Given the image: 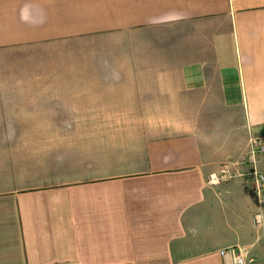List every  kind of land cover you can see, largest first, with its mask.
Segmentation results:
<instances>
[{"label": "crops", "instance_id": "obj_1", "mask_svg": "<svg viewBox=\"0 0 264 264\" xmlns=\"http://www.w3.org/2000/svg\"><path fill=\"white\" fill-rule=\"evenodd\" d=\"M264 0H0V264H264Z\"/></svg>", "mask_w": 264, "mask_h": 264}, {"label": "built area", "instance_id": "obj_2", "mask_svg": "<svg viewBox=\"0 0 264 264\" xmlns=\"http://www.w3.org/2000/svg\"><path fill=\"white\" fill-rule=\"evenodd\" d=\"M239 180L245 188H250L257 199V208L252 217L253 226H264V137H251L246 153L238 160L224 163L213 173L208 184L218 186ZM222 256L232 264H246L247 252L229 248L222 251Z\"/></svg>", "mask_w": 264, "mask_h": 264}, {"label": "rangeland", "instance_id": "obj_3", "mask_svg": "<svg viewBox=\"0 0 264 264\" xmlns=\"http://www.w3.org/2000/svg\"><path fill=\"white\" fill-rule=\"evenodd\" d=\"M256 228V227H255ZM256 229H259L260 230V232H261V235L262 236H264V226L263 227H261V228H256Z\"/></svg>", "mask_w": 264, "mask_h": 264}]
</instances>
